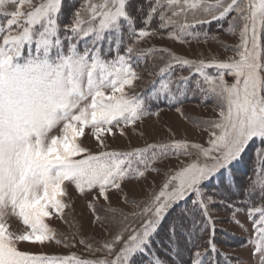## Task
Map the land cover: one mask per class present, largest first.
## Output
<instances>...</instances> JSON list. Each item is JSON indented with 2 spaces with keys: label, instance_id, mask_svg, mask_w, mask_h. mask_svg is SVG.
<instances>
[{
  "label": "snow or ice",
  "instance_id": "1",
  "mask_svg": "<svg viewBox=\"0 0 264 264\" xmlns=\"http://www.w3.org/2000/svg\"><path fill=\"white\" fill-rule=\"evenodd\" d=\"M229 16L225 31L238 34L239 43L222 46L233 57L189 59L165 48L140 47L162 32L179 43L203 35L207 43L208 33L194 29ZM262 35L264 0H80L78 7L76 0H0V264H185L189 245L188 264H221L220 258L231 264L217 246L218 205L231 210V222L242 230L236 214L247 212L255 233L253 255L264 264ZM178 68L189 74L177 75ZM145 73V87L136 92ZM190 91L202 102L213 100L217 110L216 119L196 124L208 131V147L174 139L107 150L105 134L113 135L114 127L123 135L121 124L158 115L149 110L152 102L180 104ZM88 134L99 152L84 146ZM249 151L252 175L241 182L235 169ZM193 155L195 160L165 171L160 190L147 199L123 197L134 211L120 212L122 227L111 240L94 248L81 239L104 257L20 250L22 242L69 246L46 222L54 217L67 222V184L81 195L98 189L108 202V191H122L124 181L144 178L147 171L159 174L158 161ZM89 208L95 214L96 206ZM10 217L23 230L9 231ZM162 231L165 239L157 240Z\"/></svg>",
  "mask_w": 264,
  "mask_h": 264
},
{
  "label": "rangeland",
  "instance_id": "2",
  "mask_svg": "<svg viewBox=\"0 0 264 264\" xmlns=\"http://www.w3.org/2000/svg\"><path fill=\"white\" fill-rule=\"evenodd\" d=\"M232 15H235V13ZM229 19H231V16L226 20L212 21L209 24L199 25L194 29V31L201 29L199 32L208 33L206 26L219 22V28L215 29V31L212 30L208 34L207 43L204 42L203 35H201L199 40L189 38L188 43H179L168 39L166 32H162L143 40L140 47L148 48L155 46L156 48H165L189 59L204 58L207 60L214 56L217 59L224 60L233 57L234 52L231 50L226 51L222 44L228 45L231 48L239 43L238 34L231 35L225 31L228 28ZM154 23L152 24V28H157L158 20ZM238 31L239 23L237 24V33ZM216 41H220L221 43H217ZM261 42L264 44V35H262ZM208 71L211 73L213 70L209 69ZM176 74L187 76L189 73L187 69L182 71L178 68L176 69ZM227 79L231 81L230 77H227ZM146 80L147 73H145L144 81L137 82L136 92L145 87ZM198 95V103L176 104L181 109V112L176 111L177 107L173 109L160 108L152 111L154 113L158 112V115H145L133 126L121 124L119 127L123 128V135H121L117 127H114L113 135L105 134L108 145L107 150L128 151L133 148H142L147 144L163 143L174 139L186 140L190 143L208 147V131L204 130L202 123L199 127L196 124L197 122L216 119L217 110L213 100L209 99L202 102L201 95L199 93ZM88 131L90 132V130ZM82 140L84 146L88 147L91 152L96 153L101 150L97 141L90 134L84 136ZM250 155H252L251 151L246 155L244 161L249 160ZM195 159L196 156L193 155L191 157L181 156L179 160L172 157L158 161L155 167L161 169L159 174L147 171L144 178L124 181L122 191L115 189L108 191V202H105L99 196L98 189L81 195L75 190L73 185L67 184L68 196L65 199L71 205L70 208L65 209L67 222L59 217H54L46 222L56 230L61 239L64 236L68 238L66 242L69 246L66 247L64 243L58 244L55 241L46 242L44 245L22 242L19 245L20 250L47 256L69 257L75 255L82 259L92 260L104 257L106 255L104 252H90L86 245L80 242L81 239L94 248H99L102 242L111 240L122 227L120 212L130 214L134 211V205L126 203L123 197L127 196L128 201L147 199L151 192H158L160 190L165 171L169 169L175 170L179 166L180 161L187 163L189 160ZM243 163L246 164L245 162ZM235 171L237 180L242 182V169L236 167ZM93 196L96 199H93ZM90 203L96 206L95 214L93 209L89 208ZM107 207L117 209L118 211L116 213L106 212L103 209ZM97 215L100 216L99 221L96 219ZM129 219H131L130 216ZM213 219L216 221L217 246L222 253L231 258V264H257L258 257L253 255L254 245L250 243L254 238L253 223L249 221L247 212H238L236 214V219L243 225L244 230L236 223L231 222V210L225 207L218 205L213 211ZM6 223L9 226L8 230L11 232H19L24 228L22 223L14 217L7 218ZM116 250H119V246H117ZM111 258L108 257V259ZM220 259L221 264H224L223 258Z\"/></svg>",
  "mask_w": 264,
  "mask_h": 264
},
{
  "label": "trees",
  "instance_id": "3",
  "mask_svg": "<svg viewBox=\"0 0 264 264\" xmlns=\"http://www.w3.org/2000/svg\"><path fill=\"white\" fill-rule=\"evenodd\" d=\"M79 3H80V0H76V6L77 7L79 6ZM65 22H67V18L65 19ZM154 22H153V24H155ZM213 26H215L216 28L213 27ZM218 26H219V22H214L212 25L206 26L207 31H208V34L211 33L212 30L213 31H215V29L217 30L219 28ZM200 30L201 29H199V31ZM143 88L140 91H142ZM140 91H138V92H140ZM198 102H199V95H198V93L193 94L191 91L188 93L187 97L183 101V103H185V104H187V103L193 104V103H198ZM183 103H180V104H183ZM176 107H177V105H169V104H167L164 101H160V102H152L151 105H150V109L149 110H150V112H152V111H155V110L160 109V108L173 109V108H176ZM253 161H254V156L252 154V155H250L249 160L244 161L246 164H244L242 162L241 165H238L237 166V168L242 169V171H243V173L241 174L242 182L245 181L247 177H249V176L252 175ZM241 178H239V179H241ZM190 204H191V201L189 200V205ZM243 207L246 209L247 208V205H243ZM196 219L202 220L203 218L200 217L199 215H197ZM164 239H165V237H164V234H163V231H162L161 234H160V236L157 237V240H164ZM199 242L200 243H203V240H201ZM187 247H188V250H186L184 252L185 264H188V257L190 255V251H191V249H192L193 246L189 245Z\"/></svg>",
  "mask_w": 264,
  "mask_h": 264
}]
</instances>
